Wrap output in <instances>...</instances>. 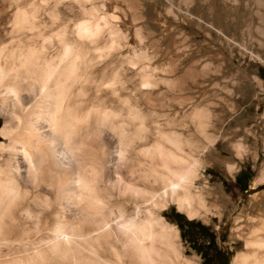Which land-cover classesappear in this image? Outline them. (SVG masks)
Segmentation results:
<instances>
[{
	"label": "rangeland",
	"instance_id": "rangeland-1",
	"mask_svg": "<svg viewBox=\"0 0 264 264\" xmlns=\"http://www.w3.org/2000/svg\"><path fill=\"white\" fill-rule=\"evenodd\" d=\"M89 26L98 29L86 33ZM0 39L7 45L19 40L31 49L37 44L40 64L54 59L59 69L71 66L76 71L71 83L73 101L79 109L90 111L88 116L81 111V119L74 123L77 136L72 142L78 147L71 146L74 153L69 147L64 149L60 134L57 132L56 138L50 123L41 124V145L52 146L56 163L61 160L58 167L70 171L75 182L72 180L74 184L64 193L70 200L66 205L65 198L62 203L56 196L57 173L53 170L51 174L52 179L58 178L54 186L39 179L41 184H36L28 163L22 161L21 180L16 182L21 181L17 184L23 205L33 206L29 210L32 216L27 209L13 211L12 237L18 228L39 227L42 231L28 237V242L46 240L54 228V214L63 207L70 209L71 213L64 211L67 219L78 220L72 222L82 223L84 231H91L102 218L109 221L107 235L87 245V250L97 251L101 260L110 264L131 262L130 234L123 228L116 230V222L123 221L118 212L137 223L150 215L162 219L174 228L173 242L190 264L204 263L195 250L199 246L211 248L212 264L227 259L232 264L235 257L247 252L245 234L251 222L264 219V180L256 184L264 173V0L261 5L255 0H0ZM21 74L27 76L25 71ZM35 81L22 82L23 104L27 97L26 103H34L30 105L38 102L30 101L33 84L34 90L40 89ZM13 97L0 94V109H12L17 103ZM21 116L23 126L28 114L22 112ZM5 124L0 113V146H8L10 141L2 134ZM49 137L57 141L52 145ZM92 153L102 158L97 172L91 169ZM165 156L179 158V162ZM6 159L0 150V163ZM12 161L9 165L16 171ZM188 164L196 165L189 191L196 202L195 216L170 196L152 203V194L163 186L160 175L165 166L177 170ZM81 178L94 183L98 201H93L90 190H84ZM39 185L54 193L49 197L53 214H47L43 198L48 195L35 188ZM86 206L89 214L82 209ZM80 214L89 217L87 221L82 222ZM177 214L201 227L182 238ZM205 232L213 239L205 237ZM12 246L10 250H25L23 246L28 245ZM215 249L220 256H214Z\"/></svg>",
	"mask_w": 264,
	"mask_h": 264
},
{
	"label": "bare ground",
	"instance_id": "bare-ground-1",
	"mask_svg": "<svg viewBox=\"0 0 264 264\" xmlns=\"http://www.w3.org/2000/svg\"><path fill=\"white\" fill-rule=\"evenodd\" d=\"M94 12L96 14V11ZM94 29L97 30L98 26L86 27L85 31L86 33L92 34ZM63 33L65 34V32ZM61 42L62 41H60V43ZM65 44H66V41H65ZM31 45H33V43ZM36 47L38 48L39 46L36 44L34 45L32 49L30 47L26 48L25 45L19 40H13L11 42V45H7L5 41L0 39V94L2 95L3 92H5V95L12 94L16 98V101H17L16 104L14 103L15 105H13L12 109L11 108H9L8 110L0 109L1 115H3L6 120V124L2 130V134L6 137H10L8 146H0V150H2L6 154V158H7L3 164L0 163V264H110L107 262H103L101 258L99 257L97 251L87 250L88 249L87 245H93V242L95 240L101 241L100 238L102 237L104 238L107 235L106 231L108 230V228H110L109 221L105 220L104 218L100 219L99 221H96L94 228L91 229V231H84L81 227L83 226L82 223L78 224V222L77 223L75 222L78 220L74 218H72L73 220H75L74 222H72L73 220L72 221L68 220L69 218L65 214L64 211L68 210L70 212V209H64L63 207H60L59 208L60 210L56 211V213L54 211L55 213L53 216V218H55V222H53L54 228L50 231V234L46 240L42 241L41 239H39L38 241H35L33 243L28 242L27 240L28 237L32 239L40 231H42V229L39 227H35L33 229L18 228L17 233L15 234L14 237H12L13 235H10L11 233H9L10 226L12 225L11 223L15 221L14 219L15 216L13 217V211L16 209L23 213L27 209L26 212H29L30 208L33 207V206L28 207V205L24 206L23 201H22L23 198L19 195L20 189L17 183L20 182L21 184V181L16 182V179L21 180L20 164H22V161H26L28 163L27 165H29L28 167L29 171L33 173L32 177L35 178L36 184L40 182L38 181L37 183V180L39 179L41 180L42 183L54 186L53 184L55 183L53 181L54 179H58V178L52 179L51 174L53 170L57 173V175L59 176V179H58L59 181L57 182L58 188L56 187L55 189L58 190L57 191L58 194L57 195L55 194V195L61 198V201H62V197L63 199L65 198L64 193L66 189L70 188L71 185L74 184V183L71 184L74 177L70 175L69 173L70 171L68 172L67 170H63V169L61 170L58 167L57 164L61 160H59V162L56 163L57 158L55 157V155H53L54 152H53L52 146L51 145L49 146L41 145L40 140L42 138V135H40L41 134L40 130L43 128V126L40 127L41 124L50 123L51 129L53 131H56V134H57L56 138L58 137V133L60 134V141H62V143L61 142L60 143L62 144L64 149L69 147L71 150V146L72 145L74 146L73 143H76L72 141L74 140V137L77 136V135L74 136L75 134L74 123L75 121L80 120L82 116L81 114L79 115V113L83 111V113L87 114V116L90 114V111L88 112L86 111L87 112L86 113L84 110L79 109V107H77V105L73 101L75 94L71 93V83L73 84L72 82L74 81L73 76H74V73H76V71H74V69L68 64L64 68L59 69L58 68L59 65L58 63L55 62L54 59L50 61H45L44 64H40L41 54L40 52H38ZM3 61H5V63H2ZM21 71H25V74H27V76L22 75ZM78 78L81 79L79 75H78ZM29 79L36 80L34 83L36 82H38V84L40 83L39 84L40 89L36 88L38 91L34 90L35 86L33 83H31L33 84V86L31 87V89L33 88V92L32 93L31 91L29 92V94L32 96L30 101H32L33 98L35 99V101L37 99L38 102H36L35 105H30L33 102L30 104L26 103L28 97L26 99V102L23 104L22 100L25 98H22L21 97L22 95L20 96V93H22L21 92L22 91L21 84L23 85L22 82L24 81L26 82ZM75 100L79 102L80 99L76 97ZM27 104L28 106L25 107ZM19 110L20 111L23 110L22 112L24 113L27 112L28 114V116L26 117L24 116L25 119L23 122L24 123L23 126H21L22 124L21 120L23 119L21 116L22 112L21 114H19L18 113ZM53 136H54V133H53ZM51 140L52 141L51 142L48 141V143L50 142V144L52 145L54 144L53 142L57 141L54 138H51ZM76 146H80V145H76ZM74 147L71 150L73 151V153L75 151ZM80 147H83V145L81 144ZM75 148H78V147H75ZM85 150L84 151L82 150V151L85 153ZM166 151H169V150H166ZM160 152H161V149H160ZM43 154L46 157L42 159L40 158V155H43ZM79 154L80 153H78L77 155ZM166 154H168V152ZM77 155L75 156L77 157ZM169 155L170 154L166 156H169ZM61 156L62 158L64 157L63 155ZM78 158L79 157H77L76 159ZM168 159L173 161L174 163L179 162L178 160L179 158H175L174 156H170ZM11 160H13L16 164L15 165L16 171L12 170L13 168H11L9 165ZM66 160L67 159H65V161ZM89 160L91 162L89 163L91 164L92 171L97 172L99 168H101L102 166V158L100 154L98 153L90 154ZM62 164H64V162ZM77 165L79 166V163ZM165 167L166 168L164 169H166V171L165 172L161 171L163 174L160 175L164 180L162 183L163 186L161 187L160 190L154 193L152 192L153 193L152 194L153 196L151 199L152 203L156 201L157 199L161 201L167 196H170L171 199L179 202L181 206L188 207L191 215H194L197 212L196 210L197 207L195 206L196 202H195V199L189 195V191L192 186V180L195 176L196 169L194 167H196V165L192 167L190 164H188L187 166H181L180 169L178 168L179 170L178 169L174 170L175 168L174 169L170 168L173 166L169 167L167 165ZM23 170H26V169H23ZM152 171L153 170H151V172ZM13 173H15L16 175H13ZM159 173L157 174L159 175ZM53 175H54V172H53ZM90 180H93V179H90ZM263 180H264V173H262L260 177L257 179L256 184L259 182H262ZM87 181L85 179H82V182L84 184L83 186L82 185L80 186L84 187V190H90L91 196H92L91 198L93 199V201H98V197H97L98 194L96 195L94 187H93L94 183L92 185V183H89ZM156 181H158V179ZM28 182L31 185L30 180H28ZM26 183H27V179H26ZM22 184L23 186L26 187L25 181L24 182L22 181ZM30 185H27V187ZM118 185H119V182H118ZM35 188H37V190L40 193H46L48 195L47 196L48 198L47 197L43 198L45 201L44 205H46L47 214L49 212L53 214V211L51 209L52 202L49 199V197L52 196L53 192L52 193L46 192L44 187H42V185L41 186L39 185ZM35 188L33 187L34 190H36ZM117 188L118 187L115 186V188L113 189H116L117 191ZM135 191L136 190L133 189L134 193ZM76 192H74L75 193L74 195H77ZM33 198L38 199V196H35ZM65 199H64V202L66 203V205H68L67 202H69L70 200L67 201V199L66 200ZM198 199H199L198 201L200 202V197ZM32 202L36 203L35 200H33ZM61 204L60 206H62ZM58 205H57V208L59 207ZM70 206L71 204L69 205V207ZM66 207L67 206H65V208ZM74 207H76V205ZM82 209H84L85 212H87V214L90 213V207L86 206L85 208H82ZM79 210L81 211V209ZM70 213L68 215H70ZM118 213L120 214V218H121L120 220H123V221L116 222V230L118 231L119 229L123 228V231L125 232L127 231L130 234L128 235L130 237L127 238V245H128L129 250L131 251L129 252V254L131 253L130 264L132 263L133 264H190L183 256L180 255L179 251L177 250L173 242V237L174 235L176 236V232L174 228L170 227L162 219H159L149 214L150 216L147 217L145 221L141 223H137L136 221L132 220L127 215L123 214V212L122 213L118 212ZM30 215L32 216L31 213ZM31 216H30V219L33 218ZM74 216H75V213L73 217ZM82 216L80 214V217H81L80 220H82V222H84L83 219L87 221V219L89 218L87 217L86 219V216L84 218ZM78 218L79 217H77V219ZM7 220L10 222L8 223ZM32 220H34V218ZM90 223H92V221ZM251 223L252 225L248 229L249 232L245 234L247 252L239 254L237 257H235L232 264H264V219H260V220H257L256 222H251ZM13 230L12 232H14ZM126 234L127 233H123L122 235L127 237ZM95 235L97 236L96 238L94 237ZM12 245H18V246L28 245V246H23L25 248L27 247L25 250H19V249L10 250L13 247ZM119 264H124V263L119 262Z\"/></svg>",
	"mask_w": 264,
	"mask_h": 264
},
{
	"label": "trees",
	"instance_id": "trees-1",
	"mask_svg": "<svg viewBox=\"0 0 264 264\" xmlns=\"http://www.w3.org/2000/svg\"><path fill=\"white\" fill-rule=\"evenodd\" d=\"M240 180V176L238 177L237 181ZM243 190H245V186L243 188ZM176 223L177 226L179 228V230L182 232V238L185 237V235L187 234L189 236L190 231L191 232H196L195 229L200 228V223L199 222H195V221H185L184 216L182 215H176ZM186 227V230H184V228ZM206 230V229H205ZM205 237L211 238L213 239V235H209L205 232ZM195 246V245H194ZM196 252H198L199 254H201L202 258H203V264H212V259L209 258V251L211 250L210 247H195ZM212 253L214 254V256L218 257L221 255V253L217 252L216 249L212 251ZM222 264H228V259L222 263Z\"/></svg>",
	"mask_w": 264,
	"mask_h": 264
},
{
	"label": "crops",
	"instance_id": "crops-1",
	"mask_svg": "<svg viewBox=\"0 0 264 264\" xmlns=\"http://www.w3.org/2000/svg\"><path fill=\"white\" fill-rule=\"evenodd\" d=\"M183 3H186V1L189 3V1L190 0H181ZM255 2L258 4V5H261V3H262V0H255ZM184 7L185 8H189V7H191L190 5H187V6H185L184 5ZM187 73H192V72H189V71H187Z\"/></svg>",
	"mask_w": 264,
	"mask_h": 264
}]
</instances>
